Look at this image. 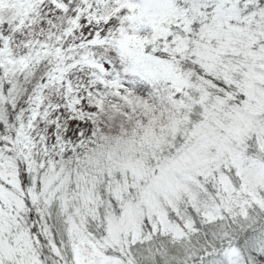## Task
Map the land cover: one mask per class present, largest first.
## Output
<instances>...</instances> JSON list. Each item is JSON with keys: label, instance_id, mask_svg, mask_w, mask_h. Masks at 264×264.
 Wrapping results in <instances>:
<instances>
[{"label": "snow or ice", "instance_id": "obj_1", "mask_svg": "<svg viewBox=\"0 0 264 264\" xmlns=\"http://www.w3.org/2000/svg\"><path fill=\"white\" fill-rule=\"evenodd\" d=\"M0 264H264V0H0Z\"/></svg>", "mask_w": 264, "mask_h": 264}]
</instances>
